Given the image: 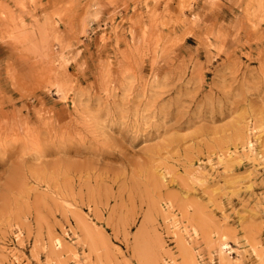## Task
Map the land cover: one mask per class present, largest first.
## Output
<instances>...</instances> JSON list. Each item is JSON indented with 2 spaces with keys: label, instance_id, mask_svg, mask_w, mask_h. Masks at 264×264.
Listing matches in <instances>:
<instances>
[{
  "label": "rangeland",
  "instance_id": "obj_1",
  "mask_svg": "<svg viewBox=\"0 0 264 264\" xmlns=\"http://www.w3.org/2000/svg\"><path fill=\"white\" fill-rule=\"evenodd\" d=\"M0 264H264V0H0Z\"/></svg>",
  "mask_w": 264,
  "mask_h": 264
},
{
  "label": "bare ground",
  "instance_id": "obj_2",
  "mask_svg": "<svg viewBox=\"0 0 264 264\" xmlns=\"http://www.w3.org/2000/svg\"><path fill=\"white\" fill-rule=\"evenodd\" d=\"M223 249V248H222Z\"/></svg>",
  "mask_w": 264,
  "mask_h": 264
}]
</instances>
